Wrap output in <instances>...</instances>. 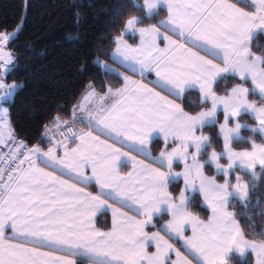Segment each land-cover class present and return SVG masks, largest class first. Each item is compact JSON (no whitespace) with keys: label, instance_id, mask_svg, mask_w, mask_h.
I'll return each instance as SVG.
<instances>
[{"label":"snow or ice","instance_id":"obj_1","mask_svg":"<svg viewBox=\"0 0 264 264\" xmlns=\"http://www.w3.org/2000/svg\"><path fill=\"white\" fill-rule=\"evenodd\" d=\"M132 4L140 8L135 0ZM239 5L240 0H143L148 18L163 9L166 18L139 28L136 26L143 22L142 18L128 19L121 35L112 41L115 50L110 56L127 70L138 72L142 79L134 80L102 64L99 58L93 59V67L104 70L102 77H122L123 84L115 89H103L101 85L102 92L94 83L86 85L72 116L90 130L77 133L74 124L54 116L55 127L67 125V133L60 132L63 140L55 141L47 151L38 145L29 148L16 140L9 108L2 105L14 103L21 85L8 84L0 76V152L4 153L0 158L4 165L0 168V264H76V256L86 257L88 264H229L233 253L241 258L252 253L255 264H264V224H257L249 212L250 207L260 204L258 199L253 205L251 194L264 183V54L252 51L255 34L264 33V0H251L253 11ZM74 16L79 23L80 13ZM24 19L26 15L14 31L0 32V69L4 75L15 66L5 47L19 38ZM128 32L139 34L138 45L123 39ZM169 32L177 38L173 39ZM85 67L82 65L81 70ZM152 72L156 79L149 86L143 79L145 73ZM229 73L243 83L225 88L224 94L218 95L214 85ZM249 81L251 87H245ZM193 89H198L202 104L211 102L210 108L195 115L177 102L184 101L186 93ZM162 91L168 95H162ZM250 94L258 96L259 106L258 101L249 100ZM218 109H222L224 120L216 133V143L223 141L220 151L215 150L213 138L203 134L205 127L218 123ZM243 114L255 119L257 123L250 131L259 134L262 142L241 135V129L249 127L240 122ZM230 123L234 126L229 127ZM44 128L47 135L48 125ZM154 133L162 134L165 142L172 137L180 143L172 151H161L158 157H152L148 145ZM70 139L79 143L70 147ZM234 142L248 147L237 151ZM60 148L62 156L58 154ZM133 152L151 158L160 167L138 161ZM205 154L207 159L201 162L199 157ZM124 158L133 167L126 176L117 167ZM176 159L184 161L182 173L172 171ZM222 159L227 160L226 166L221 164ZM206 164L215 167L223 182L204 174ZM89 166L91 176L85 174ZM57 171L60 176L55 175ZM65 174L68 180L61 178ZM244 176L249 180L245 181ZM178 177L183 178L185 188L176 203L168 185ZM92 181L102 194L118 199L122 206L134 209L145 219L137 220L114 209L112 229H97L93 223L96 211L110 205L78 186ZM189 189L203 196L211 210L207 220L187 210ZM237 206L241 211L229 210ZM162 211L171 216L162 230L182 240L188 255L174 249L159 232L149 235L144 231L154 214ZM188 223L192 225V235L185 237L184 225ZM245 227L253 238H247ZM257 227L260 232L253 231ZM6 230L11 231L10 236ZM17 238L23 242H14ZM150 241L155 242L154 253L147 251ZM170 252L175 253V260L170 259Z\"/></svg>","mask_w":264,"mask_h":264},{"label":"trees","instance_id":"obj_2","mask_svg":"<svg viewBox=\"0 0 264 264\" xmlns=\"http://www.w3.org/2000/svg\"><path fill=\"white\" fill-rule=\"evenodd\" d=\"M135 3L139 4L140 8L134 7L132 0H0V32L14 31L26 15L19 38L9 44L14 52L15 66L12 67L7 80L19 83L21 87L15 93L14 103H3L9 108L11 127L17 135L25 138L33 147L38 145L42 150H46L50 145L44 135V125L47 124L49 128L54 116L71 120L73 106L85 91L86 85L94 83L97 91L102 92L109 86L117 88L123 84L122 77H102L101 72L104 70L93 67L91 62L95 58L111 60V53L115 49L112 41L121 35L128 19L133 16L140 17L143 20L140 25L147 26L156 24L167 15L163 9L159 11V15L148 18L146 10L143 9V0H135ZM76 12L80 13L79 23L74 16ZM124 36L130 37L127 34ZM252 51L257 55L264 54V33L256 35ZM82 65L86 66L83 71ZM237 83L243 82L237 76L226 75V79L215 84L214 89L218 95H223V89H230ZM245 85L250 87V82ZM249 97L259 101L256 95L250 94ZM181 102L183 107L194 115L211 106L210 101L207 105L202 104L197 90L186 93L185 100ZM244 120L249 123L256 122L248 114H243L240 118V121ZM203 132L213 138L215 150L220 151L222 139L216 143L219 124L205 127ZM244 133L261 141L260 135H253L250 129H244ZM233 145L237 149L248 147L247 144L237 142ZM163 147L164 144L160 140L151 145L154 153ZM200 158L202 161L206 160L207 154ZM224 160L226 159H223V162ZM205 170L207 174L223 182L221 174L217 173L212 165L206 164ZM244 179L248 181L249 177L244 176ZM181 189V181L171 183V192L176 198ZM258 199L259 206L250 207L249 212L257 224H264V215H260L264 212V183L251 194L253 205ZM188 210L203 220H207L211 215L199 193L190 197ZM230 210L241 211L238 206L230 207ZM168 217V214H163L156 218V225L151 228L161 229ZM97 224L108 229L111 224L109 216H99ZM241 224L244 226L245 222L241 221ZM253 231L260 232L261 229L257 227ZM245 233L247 238H253L247 227ZM80 262L86 264L83 259ZM229 264H254V256L248 253L246 258H241L239 254L234 253Z\"/></svg>","mask_w":264,"mask_h":264},{"label":"crops","instance_id":"obj_3","mask_svg":"<svg viewBox=\"0 0 264 264\" xmlns=\"http://www.w3.org/2000/svg\"><path fill=\"white\" fill-rule=\"evenodd\" d=\"M229 2H235V0H229ZM245 5L248 6V7H246L245 10H248V11H253V10H254V8H253L252 5H251V0H240V5H239V6H245ZM164 10L166 11V9H164ZM166 16H167V15H166ZM166 16H165V18H166ZM165 18H164V19H165ZM136 27L139 28V27H146V26H142V25L138 24ZM163 30H164V29L162 28L161 31H163ZM258 33H260V32H257V33L255 34L254 38L256 37V35H257ZM168 34H169V35H173L171 32H169ZM127 35H130V37H125V36H123V39H124L125 41H127L129 44H132L133 46H136V45H138V44L140 43V37H139V34H138V33H134V32H132V33H127ZM134 38H135V41H134ZM176 38H177V37H176L175 35H173V39H176ZM161 47H163V44H161ZM114 50H115V49H114ZM114 50H113V51H114ZM202 54H203V53H202ZM209 58H211V57H209ZM216 62L219 63V61H216ZM107 65H109L111 68L117 69V70H118L120 73H122L123 75L129 76L130 78H132V79H134V80L139 81V80L142 79V77L140 76V74H139L138 72H137V73H133V72L127 70L125 67L121 66L118 62H114L112 59H111V60H107ZM225 75H232V74L229 73V74H225ZM145 77H146V78L143 79V82H144V83H148L149 86H153V85L150 84L149 82H150V81H154V80L156 79V77H155V73H154V72H152V73H145ZM237 77H238V76H237ZM244 86L246 87V85H244ZM214 88H215V85H214ZM113 89H115V88H113ZM193 90H197V91H198V89H193ZM157 91H161V89L157 88ZM98 92H99V91H98ZM161 94H162V95H168L167 92H163V91H162ZM170 98H171V97H170ZM79 99H80V98H79ZM79 99H78V101H79ZM78 101H77V102H78ZM77 102H76V103H77ZM177 102H179V103L182 104L181 101H177ZM76 103H75V104H76ZM90 106H91V105H89V107H90ZM73 107H74V106H73ZM182 107H183V104H182ZM184 110H185L186 112H188L185 108H184ZM77 113H78V115H82V113H80L79 110H77ZM188 113L191 114V115H194V114H192V113H190V112H188ZM217 114H219L218 111H217ZM220 116H221V115H220ZM60 120H61L62 122H63V121H67L68 123H72V124H74V125L76 126V128H77L78 133L81 132V131L86 132V131H89V130H90V129H88V128L85 126V124H83V123H81V126H80V125H76V124H75L76 121H74L73 118H72L71 120H65V119H60ZM82 124H83V125H82ZM50 127H55L54 122L50 125ZM200 134H201V132L198 131V132H197V135H200ZM203 134H204V135H207V134H205L204 132H203ZM93 135H99V133L93 132ZM100 139H102V140H107V142L110 143V144L113 143V141H112L111 139H108L106 136H100ZM156 140H160V141H162L163 144H164V147H163L159 152L154 153V152L152 151L151 145H152V143H153L154 141H156ZM77 143H79L78 140H76V141H74L73 143L69 144V146H70V147H75ZM179 143H180V142H179L178 140H174L172 137H169L168 140H167V142H165L164 137H163L162 134L154 133V134H153V138H152V140L150 141L148 147H149V149H150L151 156H152V157H158L161 151H168V152H170V151H172L173 148H176V147L179 145ZM115 146H116V147H121V145H119V144H116ZM47 149H48V148H47ZM47 149H46V150H42V151H47ZM122 151H128V149H127V148H122ZM189 151H194V149H189ZM58 154L61 155V156L63 155V148H60V149H59ZM131 154H132L133 156H135L136 159H137L138 161H143L145 164H149V165H151L152 167H160V165H159L158 163H154L153 160H152L151 158H146L145 155L139 154V153H137V152H133V153H131ZM199 159L201 160L200 157H199ZM201 162H203V161L201 160ZM188 163H191V159L188 160ZM40 167H44V165H43V164H40ZM117 167H118V170H119V172H120L121 175H125V176H126L127 173L133 171V167H132L131 162H128V161L126 160V158H124V159H122L120 162H118ZM47 170H48V171H53L52 168H48ZM162 170H163V171H167V168H163ZM172 171H173L174 173H182V172L184 171V161H183V160H180V159H176V160H174V162H173V166H172ZM85 174L88 175V176H91L92 173H91V167H90V166H89L87 169H85ZM204 174H205L206 176H212V175H209V174L206 173L205 167H204ZM55 175L60 176L61 173H60L59 171H57V172H55ZM213 177H215V176H213ZM61 178H62V179H65V180H68V179H69V176H68L67 174H65V175L61 176ZM215 178H216V177H215ZM179 181H181V183H182V189H181V190H183V189L185 188V185H184V181H183V178H182V177H178V178H176V180H175L174 182H179ZM70 182L75 183L76 181H75V180H71ZM217 182H220V181L217 180ZM171 183H173V182H171ZM171 183H169V185H168V191H169V193H170L173 197H175V196L173 195V193L171 192ZM78 186H79V187H82V188H85V191H86V192H90V193H92V195L100 196L101 200H106V201H107V205H110V207H107V206H101V207H99V209L96 211L95 216L93 217V223H94L95 227H96L97 229L101 230V231H110V230L112 229L113 218H114V212H113L114 209H118L120 212H124V213H126L128 216L134 217V218L137 219V220H143V219H145L144 216L137 215V213H136V211H135L134 209H131V208H129V207L122 206L121 202H120L118 199H115V198H108L106 195L102 194V193H101V190H100V188H99V186H98L94 181L88 183L87 185L81 183V184H79ZM93 189H95L96 191H94ZM105 191H107V190H105ZM196 193H198V192H196ZM192 194H194V193L192 192L191 189H189V190L186 192V195L189 196V199H190V197H191ZM201 197H202V202H203V204L208 208V206H207L206 202L204 201V198H203L202 195H201ZM175 202H176V203H179L178 198L176 199ZM161 207H162V209L164 208V206H161ZM208 209H209V208H208ZM187 210H188V206H187ZM229 210H230V208H229ZM188 211H189V210H188ZM210 211H211V210H210ZM230 211H231V210H230ZM103 214H107V215L109 216V218H110V222H111V224H110V227H109L108 229L101 228V227H99V225L97 224V220H98L99 216H101V215H103ZM163 214H168V213H167V211H162L161 213L154 214L151 223L145 225L144 231L147 232L149 235H151L152 233H157V232H159V234H160L161 236H163L165 240H167L170 244L173 245V248H174V249H179L182 253H184L185 255H188L186 249H185L184 246H183V241H182V240L176 238V237L173 236V235H170V234L166 233L165 231L162 230V228H161V229L151 228V227L153 226V222L155 221V219L158 218V217H160V216H162ZM168 216H169V217H168V219H167L166 222H168V221L171 219L170 214H168ZM117 218H118V215H117ZM199 218H200V217H199ZM200 219H201V218H200ZM201 220H203V219H201ZM164 225H165V224H164ZM162 227H163V226H162ZM6 234L10 236V235H11V231H10V230H6ZM191 235H192V225H191V223L185 224V225H184V236H185V237H189V236H191ZM14 242L21 243V242H23V241H22L20 238H17V240H15ZM28 246H31V245H28ZM42 250H43V251H48L49 249H48V248H43ZM147 251H148L149 253H154V252H156V246H155V242H154V241H150V242L148 243ZM56 254L59 255L60 253H56ZM233 254H234V253H233ZM235 254H237V253H235ZM169 256H170V259H171V260H175V259H176V257H175V253H174V252H170V253H169ZM73 259L76 260V264H81V262H80L81 259L85 260L86 264H88V260H87L86 257L76 256V257H73ZM189 259H193V258L189 255ZM193 264H195V261H193Z\"/></svg>","mask_w":264,"mask_h":264},{"label":"rangeland","instance_id":"obj_4","mask_svg":"<svg viewBox=\"0 0 264 264\" xmlns=\"http://www.w3.org/2000/svg\"><path fill=\"white\" fill-rule=\"evenodd\" d=\"M128 33H132V32H128ZM127 34V33H126ZM125 35V34H124ZM5 50L6 51H10L11 52V54H12V57H13V60L15 61V56H14V52H13V50L10 48V46H9V44L5 47ZM102 64H107V60H105V59H103V60H99ZM11 67V66H10ZM10 73V72H9ZM8 73V74H9ZM8 74L7 75H4V73H3V70L2 69H0V76H3V78H4V80H5V82L6 83H8V84H13V83H15V84H18V85H20L19 83H16V82H8V80H7V76H8ZM250 82V81H249ZM246 87H249V86H246ZM250 87H251V82H250ZM249 100H255V101H258V99H251L250 97H249ZM259 101H258V106H259ZM2 106H4V107H8L6 104H3ZM211 107V106H210ZM210 107H208V108H210ZM204 110H206V109H204ZM218 112H219V114H217V120H218V123L217 124H222L223 122H224V120H223V112H222V109H218ZM221 115V116H220ZM250 117H251V115L250 114H248ZM241 123H247V125L249 126V127H246V128H242L241 129V135H244V136H248L247 134H245L244 133V129H250V127H254L255 125H256V123L257 122H255V123H249L247 120H244V121H240ZM72 124V123H71ZM75 124L76 125H80L81 126V123L80 122H78V121H76L75 122ZM83 125V124H82ZM234 126V124L233 123H230L229 124V127H233ZM76 127V126H75ZM49 129H51V130H55V129H57L56 127H49ZM77 129V128H76ZM249 137V136H248ZM254 139V138H253ZM256 142L257 143H260L261 141H257L256 140ZM233 148L235 149V150H237V151H239V150H241V149H237L236 147H234V145H233ZM221 162V164H224L225 166L227 165V160H224V162H223V159L220 161ZM213 168H214V170L216 171V169H215V167L213 166ZM217 172V171H216ZM245 180V179H244ZM246 181V180H245ZM195 194V193H194ZM194 194H192V195H194ZM191 195V196H192ZM190 212V211H189ZM193 214V213H192ZM194 216H197V215H195V214H193ZM198 217V216H197ZM167 222L165 221V223H163L162 224V226L164 225V224H166ZM153 225H156V221H154L153 222ZM252 254V253H251ZM253 256H254V264H255V255L253 254Z\"/></svg>","mask_w":264,"mask_h":264},{"label":"built area","instance_id":"obj_5","mask_svg":"<svg viewBox=\"0 0 264 264\" xmlns=\"http://www.w3.org/2000/svg\"><path fill=\"white\" fill-rule=\"evenodd\" d=\"M69 124H71V123H69ZM74 131H76L78 133L75 125H74ZM60 132L67 133V125H63L60 129H55V130H51V129L48 128L47 135H45V137H46V139H47L48 142H49V137L51 138V143L49 142V145L50 146H52V144L55 143V141H57V140H63V137L60 135ZM15 137H16V140L17 141H23L29 148L33 147L31 145V143L29 141H27L25 138H23L22 136H19V135H17L15 133ZM73 142H74V140H72V139H70V140L67 141L68 144H71ZM7 147H8L9 150H11L12 147H13L12 142H9L8 145H7ZM3 155H4V153L3 152H0V158H2ZM3 167H4V165L2 163H0V168H3Z\"/></svg>","mask_w":264,"mask_h":264}]
</instances>
